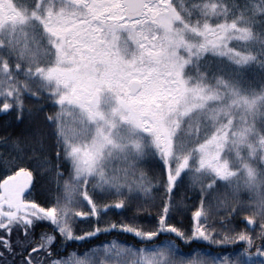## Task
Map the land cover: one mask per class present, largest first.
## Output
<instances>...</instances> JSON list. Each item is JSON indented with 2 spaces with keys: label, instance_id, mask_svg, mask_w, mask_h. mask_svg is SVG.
<instances>
[{
  "label": "snow or ice",
  "instance_id": "snow-or-ice-1",
  "mask_svg": "<svg viewBox=\"0 0 264 264\" xmlns=\"http://www.w3.org/2000/svg\"><path fill=\"white\" fill-rule=\"evenodd\" d=\"M0 264H264V0H0Z\"/></svg>",
  "mask_w": 264,
  "mask_h": 264
},
{
  "label": "trees",
  "instance_id": "trees-1",
  "mask_svg": "<svg viewBox=\"0 0 264 264\" xmlns=\"http://www.w3.org/2000/svg\"><path fill=\"white\" fill-rule=\"evenodd\" d=\"M112 218H114V219H117V218H119V217H112ZM80 227H87V225H80ZM110 238V237H109ZM103 239H105V237H101V240H103Z\"/></svg>",
  "mask_w": 264,
  "mask_h": 264
}]
</instances>
